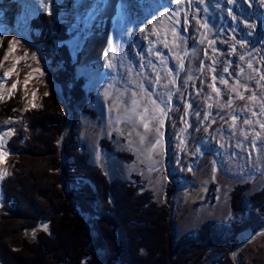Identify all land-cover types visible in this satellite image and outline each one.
<instances>
[{"label": "rangeland", "instance_id": "obj_1", "mask_svg": "<svg viewBox=\"0 0 264 264\" xmlns=\"http://www.w3.org/2000/svg\"><path fill=\"white\" fill-rule=\"evenodd\" d=\"M46 11L52 13L53 20L56 18L66 26L69 36L66 50L72 55L79 54L75 70L77 77L86 82V93L93 94L84 104L90 113H83L80 105L70 109L53 81L58 72L52 68L51 59L58 52V44L53 41L55 33L42 45L32 41L28 21ZM164 12L176 15L169 19L162 15ZM176 20L180 23L175 24ZM203 23H207V29L201 26ZM173 27L178 36L173 35ZM141 28L146 31L141 32ZM13 40L19 43L10 51ZM210 40L215 43L210 44ZM45 48L53 54L49 59L44 54L48 51ZM157 52L162 55H156ZM181 59L183 70H179ZM109 63L113 67H107ZM226 67L228 72H224ZM169 68L178 70L175 85L169 83L173 79L168 74ZM212 68L217 75L215 86L220 89L219 94L212 87ZM10 69V74L5 75ZM157 72L163 77L159 84L155 81ZM262 74L264 0L233 3L185 0L179 6L173 0H45L44 4L40 0H0V152L7 153L0 156V182L10 170L11 156L5 142L13 133L21 138L27 135L23 112L40 108L42 97L55 93L58 98L55 110L66 116L64 131L67 130L57 144L62 162L57 175L67 164L63 156L65 138L74 131L91 166L110 181L136 184L133 177H139L141 190L150 192L156 204H166L170 234L175 240L197 232L208 221L227 224L233 220L231 194L237 186H250L243 194L246 203L264 188ZM189 75L193 77L191 80L187 79ZM221 78L229 83H221ZM144 88L152 95L148 96ZM133 92L137 94L135 97ZM237 93L245 99H239ZM253 93L255 100L248 98ZM229 98L231 106L227 104ZM152 99L166 109V115L151 103ZM133 100L138 102L136 113L148 108L143 121L130 111ZM234 114L238 116L235 128ZM244 120L250 123L245 124ZM144 123L149 125L147 130ZM116 152L129 157L119 159L114 155ZM204 158H208L210 167L207 191L202 200L187 204L185 195L195 186ZM71 188L72 184L65 182L59 187L69 202ZM76 214L90 237L89 253L103 261L104 253L94 250L91 217L77 211ZM260 230L264 231V223ZM246 233L249 232L237 236V246L228 251L226 264H264V233L254 235L252 241L241 246V235ZM223 255L210 257L206 264L217 262Z\"/></svg>", "mask_w": 264, "mask_h": 264}, {"label": "trees", "instance_id": "obj_2", "mask_svg": "<svg viewBox=\"0 0 264 264\" xmlns=\"http://www.w3.org/2000/svg\"><path fill=\"white\" fill-rule=\"evenodd\" d=\"M28 23L35 44L42 45L55 33L57 55L43 49L46 59L54 57L52 68L58 72L53 81L70 109L80 105L83 113H90L84 104L93 94L86 93L85 80L76 75L79 54L66 50V26L47 11ZM57 101L56 94L49 93L42 97L40 108L25 110L26 137L13 133L4 144L11 157L9 174L0 182V264H206L210 257L223 254L210 264H226L237 236L262 227L264 188L246 203L243 194L250 186L243 184L231 194L232 221H208L197 232L175 240L166 204H156L150 192L142 191L139 177H133L136 184L110 181L91 166L74 131L65 138L67 164L57 175L62 164L57 144L66 123V116L55 110ZM114 155L123 160L129 157ZM62 182L78 187L70 189L69 199L79 214L91 217L97 235L94 250L104 253L103 261L89 253L90 237L71 201L62 195Z\"/></svg>", "mask_w": 264, "mask_h": 264}, {"label": "snow or ice", "instance_id": "obj_3", "mask_svg": "<svg viewBox=\"0 0 264 264\" xmlns=\"http://www.w3.org/2000/svg\"><path fill=\"white\" fill-rule=\"evenodd\" d=\"M173 2H174L177 6H179L180 4L184 3L185 0H173ZM188 2L191 3V0H188ZM228 2H229V3H233L234 0H228ZM40 3H41V4H44V3H45V0H40ZM45 6H47V5H45ZM49 14H51V13H49ZM162 15H163V16H168L169 19H172V17L175 16L176 13L173 12L171 15H169V12H164V13H162ZM234 18H235V17H234ZM174 23H175V24H179L180 21H179V20H176ZM185 23H186V24L189 23L187 17H185ZM201 26H202L203 28H205V29L208 28L207 23H203V24H201ZM140 31H141V32H144V31H146V29L141 28ZM184 31H187V28H185ZM172 32H173V35H174V36H178V35H179L178 32H177V29H176L175 27L172 28ZM205 38H206V37H205ZM201 42H203V41H201ZM17 43H19V42L16 41V40H13V41L11 42V44H12L13 47L10 48L9 50H10V51L14 50V46H15ZM209 43H210V44H213V43H215V41L210 40ZM177 46H179V45H177ZM165 47H167V44H165ZM207 54H208V53L205 52V55H207ZM33 55H34V54H33ZM156 55L160 56V55H162V54L159 53V52H157ZM5 59H7V56H5ZM241 59H243V56H241ZM161 63H164V60H161ZM213 63H215V61H213ZM203 66H204V62L201 61V68H203ZM107 67L111 68V67H113V65H112L111 63H109V64L107 65ZM142 67H143V66H142ZM153 67H155V65H153ZM248 67L251 68L252 65L249 64ZM184 68H185L184 62H183V59H181L180 64H179V70H183ZM211 70H212V72H213V76H212L213 84H212V87H213V90H214L215 92H217V94H219L220 89H219V88H216V86H215V81L217 80V75L215 74V69H214V68H212ZM11 71H12V70L10 69V70H9V73H5V75L10 74ZM36 71H39V69H36ZM228 71H229V69L226 67V68L224 69V72H228ZM242 72H243V69H241V73H242ZM168 74L172 75V77H173V79L170 80L169 83L175 85V84H176V76L178 75V70H173L172 68H169V69H168ZM192 78H193V77H192L191 75H189V76L187 77L188 80H191ZM260 78H261V80H264V74H262ZM162 79H163V77L160 75L159 72H157V74H156V78H155L156 83L159 84V82H160ZM220 82H221V83H224V84H228V83H229L228 80L223 79V78H221ZM239 84H240V82L237 81V85H239ZM141 87L143 88L142 85H141ZM165 87H167V85H165ZM243 87H244L245 89H247L248 86H247V85H243ZM12 88H13V89L16 88V84H15V83L12 85ZM143 91H144L148 96H151V95H152V93H151L147 88H144ZM232 91H233V92H236V88L233 87ZM106 94H107V93H106ZM136 95H137V94H136L135 92H133V96L135 97ZM168 95H169V97H171V93H168ZM237 96H238V98L241 99V100L245 99V96H244L243 94H239V93H237ZM248 98H249V99H252V100H255V99H256V94L253 93V95H252L251 97H248ZM169 102H170V100H169ZM132 103H133V108L130 109V111H132L133 113H136V108L138 107V102H137L136 100H133ZM151 103H152L153 105H156V107L159 109L160 112L164 113L165 115L167 114L166 109H165V108H161V107H159V105L157 104V101H156L155 99H152V100H151ZM227 104H228V106H231V104H232V98H229V100L227 101ZM187 107H188V108H191V104H188ZM147 112H148V108H144L143 113H136V114H138V115L140 116V120L143 121V120H144V114L147 113ZM255 114H256V113L253 112V115H255ZM197 115H199V113H197ZM204 118L207 119V118H208L207 115H205ZM237 118H238V116L235 115V114L232 116V121H233L232 127H233V128L236 127V125H235V121L237 120ZM129 119H131V117H129ZM162 123H163V122L161 121V124H162ZM244 123H245V124H248V123H250V121H249V120H244ZM260 127H261V128H264V123H262V124L260 125ZM144 128H145L146 130L149 128L148 123H144ZM157 131H158V130H157ZM160 135L162 136L163 134L161 133ZM256 135H257V137H259L260 134L257 133ZM245 139H247V136H245ZM141 140H143V137H141ZM159 143H160V140L157 139V141H156V145H158ZM181 143H183V141H181ZM156 145H154L153 147H155ZM253 146L255 147V144H253ZM3 155H7V153H6V152H0V156H3ZM189 170H191V169H189ZM45 229H46V226H45Z\"/></svg>", "mask_w": 264, "mask_h": 264}, {"label": "bare ground", "instance_id": "obj_4", "mask_svg": "<svg viewBox=\"0 0 264 264\" xmlns=\"http://www.w3.org/2000/svg\"><path fill=\"white\" fill-rule=\"evenodd\" d=\"M10 5H12V4H10ZM11 7L14 8L16 6L13 5ZM209 168L210 167L208 165V158L202 159L200 164H199L198 171H197L196 184L185 195V202L187 204H192V203L198 202V201L202 200L203 197L205 196V193H206L207 188H208L207 175L209 173ZM262 233H264V231H260L256 235H260ZM255 236L253 234H250V233H246L244 235H241L240 245L241 246L246 245L249 241H252L255 238ZM237 252H238V250L235 251V253H234L235 261H236V257H237L236 256Z\"/></svg>", "mask_w": 264, "mask_h": 264}, {"label": "water", "instance_id": "obj_5", "mask_svg": "<svg viewBox=\"0 0 264 264\" xmlns=\"http://www.w3.org/2000/svg\"><path fill=\"white\" fill-rule=\"evenodd\" d=\"M11 19H13V16H11ZM70 114H72V112L70 111ZM70 124V117H69V119H68V121H67V124H66V129H68V125ZM66 131L67 130H65L64 131V133L63 134H66ZM72 203H73V206H74V208L76 209V211L78 212V209H77V207H76V205H75V203L72 201ZM82 218H84V217H82ZM261 230H259L258 232H256V233H252L251 231H248L250 234H253V235H256V234H258L259 232H260ZM93 232V231H92ZM92 239H93V242L95 241L96 242V239H97V235L95 234V233H92ZM243 247H241V249H242ZM240 249V250H241ZM239 250V251H240ZM238 251V252H239ZM238 252H237V254H238ZM233 258V257H232Z\"/></svg>", "mask_w": 264, "mask_h": 264}, {"label": "crops", "instance_id": "obj_6", "mask_svg": "<svg viewBox=\"0 0 264 264\" xmlns=\"http://www.w3.org/2000/svg\"><path fill=\"white\" fill-rule=\"evenodd\" d=\"M197 40H198V38H197Z\"/></svg>", "mask_w": 264, "mask_h": 264}, {"label": "flooded vegetation", "instance_id": "obj_7", "mask_svg": "<svg viewBox=\"0 0 264 264\" xmlns=\"http://www.w3.org/2000/svg\"><path fill=\"white\" fill-rule=\"evenodd\" d=\"M227 36H229V35H227Z\"/></svg>", "mask_w": 264, "mask_h": 264}]
</instances>
